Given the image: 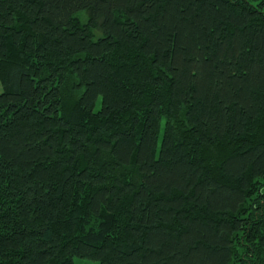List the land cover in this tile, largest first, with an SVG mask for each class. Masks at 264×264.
<instances>
[{"label": "trees", "instance_id": "1", "mask_svg": "<svg viewBox=\"0 0 264 264\" xmlns=\"http://www.w3.org/2000/svg\"><path fill=\"white\" fill-rule=\"evenodd\" d=\"M0 82V264H264V0H0Z\"/></svg>", "mask_w": 264, "mask_h": 264}, {"label": "rangeland", "instance_id": "2", "mask_svg": "<svg viewBox=\"0 0 264 264\" xmlns=\"http://www.w3.org/2000/svg\"><path fill=\"white\" fill-rule=\"evenodd\" d=\"M77 19L78 20H82V21H84V20H86L87 19V14H86V12H82V13H80L78 16H77ZM3 90V87H2V85H1V82H0V92ZM162 128H161V133H163V130H164V127H165V119H163V121H162ZM127 181V180H126ZM125 181V182H126ZM256 198V197H255ZM95 232V231H94ZM76 263L77 264H99V262L98 261H93V260H89V259H83V258H77L76 259Z\"/></svg>", "mask_w": 264, "mask_h": 264}]
</instances>
